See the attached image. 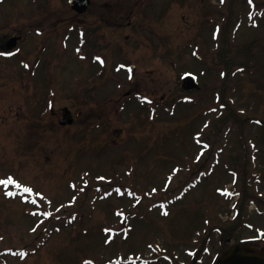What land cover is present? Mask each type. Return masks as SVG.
<instances>
[{"label":"rangeland","instance_id":"obj_1","mask_svg":"<svg viewBox=\"0 0 264 264\" xmlns=\"http://www.w3.org/2000/svg\"><path fill=\"white\" fill-rule=\"evenodd\" d=\"M97 1L81 22L50 0L34 86L33 64L0 59V178L16 177L15 196L0 186V264H185L194 247L215 264L243 239L264 252V0H110L115 45L87 51ZM11 20L0 36L23 31Z\"/></svg>","mask_w":264,"mask_h":264},{"label":"flooded vegetation","instance_id":"obj_2","mask_svg":"<svg viewBox=\"0 0 264 264\" xmlns=\"http://www.w3.org/2000/svg\"><path fill=\"white\" fill-rule=\"evenodd\" d=\"M4 1L15 3L16 0H0V4L4 3ZM31 1V2H30ZM62 3V0H61ZM93 3V0L91 4ZM112 1L107 0L105 2H98L97 6L98 10L101 14V16L106 18L99 19L94 27H97V30L92 31L93 35V42L96 48H107L112 49L111 47L115 45V42L113 39H111L108 43H106L107 38L110 34V31L112 29H115V10H114V4ZM0 5V32L4 28H8L12 22H14L11 19H16L18 22H24L23 31H20V25L14 30H12L13 34H5L0 36V59L2 60H11L13 58H20L21 64L24 65H30L33 64L34 68L32 69V72L28 75V84H31V86H34L33 81H36L39 75L41 74L40 71H37V63L40 60L41 52L43 53V64L45 66L44 73L48 74L46 72L48 70V67H46V59H49L50 53L48 52L47 48L44 46V43L41 42L42 39L45 40V37H41L37 35V31L39 33L44 32L43 30L46 29L45 25L47 26V22H50V0H29V7L23 9L15 7L13 10H4L2 6ZM4 5V4H3ZM52 10V9H51ZM65 11H67V8L65 7ZM65 11L60 12V16H65ZM6 12H12V14H7ZM77 18L84 22L85 18L82 14L76 13ZM100 16V15H99ZM75 20V19H74ZM33 21H36V23H32ZM64 23L67 21V18L63 17L62 20ZM61 22V21H60ZM25 23H27L25 25ZM128 26H130L128 24ZM146 25L143 27L145 29ZM17 33H16V32ZM47 41L50 39V31H47ZM94 32V33H93ZM36 33V35H35ZM17 37L16 46L13 49L7 48V42L13 38ZM127 39H129V36H126ZM37 40L33 44H31V41ZM40 53L36 56V51ZM105 54V53H103ZM109 57V56H108ZM48 77V76H46ZM40 78V77H39ZM47 80V79H46ZM35 83V82H34ZM204 254H208V252L204 251Z\"/></svg>","mask_w":264,"mask_h":264},{"label":"water","instance_id":"obj_3","mask_svg":"<svg viewBox=\"0 0 264 264\" xmlns=\"http://www.w3.org/2000/svg\"><path fill=\"white\" fill-rule=\"evenodd\" d=\"M71 3L74 8L84 10L89 0H72ZM13 41H15V39ZM183 86L184 88L192 89L198 87V83L194 76L188 75L184 79ZM69 122H72V120L70 119ZM218 264H264V255L250 252L247 247L243 245H235L220 257Z\"/></svg>","mask_w":264,"mask_h":264},{"label":"snow or ice","instance_id":"obj_4","mask_svg":"<svg viewBox=\"0 0 264 264\" xmlns=\"http://www.w3.org/2000/svg\"><path fill=\"white\" fill-rule=\"evenodd\" d=\"M97 59H99V58H97ZM121 67H123V66H121ZM9 183H13V181L11 179H9L7 181H0V184H9ZM24 191L28 192V191H31V189L25 188ZM7 195L11 196V195H13V193L8 192ZM165 215H167V213H165Z\"/></svg>","mask_w":264,"mask_h":264}]
</instances>
